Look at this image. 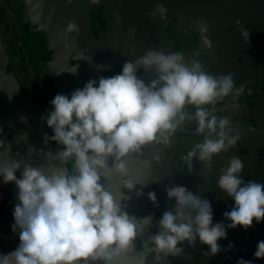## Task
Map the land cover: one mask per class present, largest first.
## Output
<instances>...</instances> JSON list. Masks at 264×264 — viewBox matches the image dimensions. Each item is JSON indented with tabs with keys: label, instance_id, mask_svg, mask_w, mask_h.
<instances>
[{
	"label": "clouds",
	"instance_id": "obj_1",
	"mask_svg": "<svg viewBox=\"0 0 264 264\" xmlns=\"http://www.w3.org/2000/svg\"><path fill=\"white\" fill-rule=\"evenodd\" d=\"M153 14L166 19L167 9L158 3ZM193 26L201 33L204 46L212 48L205 35L210 31L208 23L198 18ZM67 30L78 31V27L70 22ZM141 69L152 75L147 83L138 78ZM243 92L244 86L236 87L232 73L214 76L196 60L186 64L178 52L150 49L134 61H126L116 75L91 79L70 96L58 93L51 110L42 117L54 133L44 135V147L54 142L58 146L55 151L29 144L27 156L13 154L12 144L0 139L4 149L0 151V177L18 188L12 228L19 230L20 240L14 251L0 254V264H119L154 222L153 215L138 218L126 211L125 202L132 196L123 190L139 198L149 181H155L133 178L129 158L142 153L147 145H169L186 121H195L196 132L204 139L183 160L189 173L194 171V159L206 168L214 155L240 139L230 135L231 120L217 116L216 106L228 97L237 100ZM187 106H193L194 113L186 111ZM20 120L27 123L24 116ZM15 140L27 143L28 134L21 133ZM34 156L42 157V162H31ZM154 159L159 162L161 157ZM242 169L241 160L233 157L218 180L219 187L235 202L224 213L230 221L227 225L213 223L209 200L170 184L166 193L175 200L174 207L162 214L158 232L142 240L139 264L153 253L157 264L179 255L183 251L179 246L185 241L195 245L199 240L209 248L204 255L215 256L234 247L230 243L228 249H222L218 243L227 237V228L242 226L247 230L254 220L264 221V183L245 182L239 175ZM17 171H21L20 178ZM114 176L120 178L115 191L108 186ZM148 198L157 203L154 191ZM254 257L264 259V241L258 242ZM237 264L252 261L240 259Z\"/></svg>",
	"mask_w": 264,
	"mask_h": 264
},
{
	"label": "flooded vegetation",
	"instance_id": "obj_2",
	"mask_svg": "<svg viewBox=\"0 0 264 264\" xmlns=\"http://www.w3.org/2000/svg\"><path fill=\"white\" fill-rule=\"evenodd\" d=\"M0 1V35L9 58L8 68L18 79L24 95L33 101L36 114L41 120L51 110V101L58 93L70 96L74 90L83 88L91 79L98 80L101 76L116 75L122 71L126 61H134L150 49L163 51L166 54L178 52L184 59H187L186 54H191L194 60L201 63L211 75H214L212 71L218 75V71L213 66L231 69L236 87L243 85L246 91L252 88L251 83L248 84L247 80L241 82V77L235 74L236 70H240V64L251 62H257L259 66L263 59L261 57H264L262 53L264 37L262 39L261 36L259 38L256 36L261 29H264V25L261 28L251 22L257 17L264 16L262 12L264 0H238L237 6L236 0H72L71 4L68 0H59L60 17L50 18L47 26L40 29L28 26L25 21L26 7L20 0ZM214 2L220 4L215 7ZM158 3H163L167 9L166 19L153 14ZM198 18L208 23L210 31L205 35L211 40L212 48L204 46L201 33L193 26ZM70 22L77 25L78 31L67 30ZM222 26L225 28H221ZM252 28L256 30L251 35ZM114 39L119 42L116 43ZM254 56L257 57L256 60ZM207 61L214 62L212 68L207 69ZM101 65L105 67H98ZM76 70L77 73L73 74L72 72ZM137 75L145 82L147 78L152 79V75L144 73L142 69ZM237 100L232 101L231 97L225 98L223 102L217 104L215 113L217 116L221 114L220 117L227 116L231 120L230 135L233 136L249 131L237 130L235 129L237 126L250 125L237 123L233 118L235 107L232 105L236 104ZM186 111L194 113L195 109L193 106H187ZM43 123L48 134L53 135V130L45 122ZM183 128L196 131V122L186 121L172 135L169 145H159L169 152L165 157L171 160L167 168L164 165L163 168L161 167V159L158 164L155 163L156 161L153 162L158 150L155 145L145 146L142 153L133 154V158L128 161L133 164L141 162L145 165L146 161H150L153 168L149 164L146 167L161 170L164 175L160 178L155 176L150 178L141 176L145 175V172L130 170L133 178L141 180L148 178L155 181H149L148 186L143 188L144 195L139 198L135 193H128L127 189L123 190L132 196L130 201L125 202L128 204L126 211L138 218L155 213L153 226L142 238L136 240V249L122 256L129 264H139L142 259V240H147L148 235L155 234L159 230L157 222L163 213L160 214L156 210L165 206L163 199L167 196L166 188L170 184L176 186L175 182L181 176L198 175L199 168L205 171V164L199 161L195 170L188 173L183 156L197 143L202 142L204 137L197 133L184 132ZM53 144L58 147L54 142ZM140 156H145L144 160H133ZM220 157V154L214 155L215 161L211 164L210 176ZM170 166L173 172H169ZM209 168L210 165H207L206 173ZM132 173H136V176ZM202 175V177L206 176ZM161 179L164 181L162 182ZM111 181L116 188L112 186L109 188L115 191L120 186V178L114 176ZM184 187L195 195L200 194V191L187 187L186 184ZM140 188L141 186L137 185V189ZM211 188L213 187H210V191ZM153 191L156 193L157 203H153L148 198V193ZM205 199L210 201L209 196ZM17 200L16 198V203ZM10 201L12 200L7 198L0 200V211L12 207L13 203ZM171 201L175 203V200ZM7 212L8 210L0 214L1 218L6 214L11 222L0 221V254L14 251L20 243L19 230L14 232L12 228L15 220L9 218ZM155 214L158 215V219L155 218ZM199 244H201L199 240L195 245H189L185 241L179 246L183 248L179 255H170L162 259L159 264L196 263L201 247ZM144 264H157L155 253L148 255Z\"/></svg>",
	"mask_w": 264,
	"mask_h": 264
},
{
	"label": "rangeland",
	"instance_id": "obj_3",
	"mask_svg": "<svg viewBox=\"0 0 264 264\" xmlns=\"http://www.w3.org/2000/svg\"><path fill=\"white\" fill-rule=\"evenodd\" d=\"M91 1V0H90ZM217 6L220 2H214ZM238 0H236V6H237ZM209 6V5H208ZM255 6V5H253ZM211 7V6H210ZM264 18V16H263ZM249 31V29L247 28ZM253 30V28H252ZM251 30V31H252ZM250 31V32H251ZM114 41L118 43V40ZM262 56V55H260ZM186 58L184 59L185 63H191V61L194 60L193 56L191 54H186ZM257 57L254 56V59L256 60ZM263 58V59H262ZM262 62L259 63V66L257 62H251L246 63L244 65L240 64V70H236L235 74L240 76V81L247 80L248 84L251 83V89L248 91L244 90L243 94L238 98L236 105L238 107L234 108V117L237 121V123L240 124H250L252 126H258V127H264V57H261ZM236 62V61H235ZM214 65V62L207 61V69L212 68ZM252 65V66H251ZM258 66V68H257ZM255 67V68H254ZM213 68L218 71V75L228 74L231 73V69H227L224 67H218L213 66ZM254 68V69H253ZM113 71V70H112ZM110 71V72H112ZM214 72V76H216V72ZM150 81L147 78L146 83ZM238 84V83H237ZM28 97V96H27ZM29 98V97H28ZM222 116L219 114V117ZM44 128L47 132L46 125L44 124ZM246 133V134H244ZM243 134V135H242ZM49 135V134H48ZM192 135V134H189ZM235 136H241L240 139L237 141V143L228 149L227 151L219 153L221 157L219 160L216 161L214 169L212 171V176H210V173H206L207 167L202 170V168H199L197 172L198 175H184L181 176L178 180H176L175 184L176 186H184L186 184L187 187L195 188L196 190L200 191V194L197 196H200L203 192L207 193L204 196H200L201 198L208 197L210 192V187H216L218 188V195L214 198L210 195V202L213 209V223L217 222H224L225 225L230 223L224 216L225 212L230 211L234 207V200L230 198L226 192H224L218 184V180L220 175L222 174L223 170L229 166V162L233 157H238L242 164L243 169L241 173H239L241 179L244 181L247 179V176L250 174L251 171L248 169H252V167H255V164H259V167L264 164V136L257 134L254 131H243L241 134H234ZM175 136V135H174ZM240 141V142H239ZM53 143V142H52ZM54 145V144H53ZM55 146V145H54ZM158 149L156 152V155H160L161 157V167L164 165L168 166L170 165L171 160L168 158L165 159V157L168 156L169 152H166L164 148H161L159 145H155ZM173 151L175 150L174 147L172 148ZM250 155V156H249ZM133 156V155H132ZM131 156V157H132ZM129 158V161L133 158ZM145 156L136 157L133 160H144ZM156 160H153L155 162ZM214 160V156L212 157L211 162L208 164L210 165ZM199 162V160L194 159L193 160V166L195 170V164ZM129 171L132 169L135 172H138L139 170L142 172H145V177H153L156 178L163 177L161 170L151 168H147V164H142L141 162L138 164H133V162H128ZM151 165V164H150ZM153 168V165H151ZM163 168V167H162ZM170 172H173L172 166L169 167ZM189 173V172H188ZM205 174V177H202V174ZM134 176H136V173H132ZM163 182L164 180L161 179ZM218 185V187H217ZM108 186H112L116 188L115 184L111 181ZM165 206L163 209H157L156 212L162 214L167 210H170L174 207V202H172L168 196H166L163 199ZM160 211V212H159ZM155 213V212H154ZM154 213H151L153 215ZM157 213V214H158ZM155 214V218L158 219V215ZM227 237L225 239H221L218 242L224 241V240H232L237 243L238 248L237 249H231V250H225L222 251V255L225 256H232L234 259V262L231 264H237V262L240 259L252 261V264H254L256 258L254 257V252L257 250V244L260 241H264V223L263 224H255L253 222V226L247 230H245L242 226H238L236 228H227ZM243 243H242V242ZM201 247L199 248V252L197 254L196 263L193 264H230V262H227L224 256L220 255L221 258L219 260V254L215 256H205L204 253L209 251V248L207 245L199 244ZM221 246L223 249H226L223 246V242H221ZM236 246V245H235ZM245 249L246 251H242ZM235 254V255H234ZM136 256L138 254H135ZM260 262H257L256 264H264V259H259ZM119 264H129L127 259H123V257L120 258Z\"/></svg>",
	"mask_w": 264,
	"mask_h": 264
},
{
	"label": "water",
	"instance_id": "obj_4",
	"mask_svg": "<svg viewBox=\"0 0 264 264\" xmlns=\"http://www.w3.org/2000/svg\"><path fill=\"white\" fill-rule=\"evenodd\" d=\"M20 1L25 4V21L29 27L40 29L47 26V23L50 21V18H55L54 16H56L58 19L60 17L61 10L58 6L59 0ZM254 21H259V19L251 20V22ZM262 22H264V18H262L261 23ZM221 28H225V26H222ZM255 30L256 28H253V30L251 31V35L254 33ZM8 61V54L6 52L5 46L0 35V128L3 129V134L0 135V139H4L12 144L13 154H15L16 152H20L21 154L27 156L29 144L35 146L37 149L44 148L45 151H55L57 148L53 145L52 142L48 144L47 148L44 147L43 138L46 134L44 123L36 114L33 101L24 95L18 79L16 78L13 72L9 71ZM9 96H12L11 100L9 99ZM21 116L27 118V123H23L20 120ZM235 129L255 131L264 135L263 127L246 125L237 126ZM182 130L187 133H197L195 130L192 131L185 128H183ZM21 133L28 134L27 143H16L15 138ZM2 150L4 149L0 148V151ZM42 159L43 158L40 156H34L31 162L39 164L42 162ZM155 163L158 164L157 162ZM198 163L199 162H197L195 165L197 166ZM211 164L210 168L208 169V173H211ZM16 175L18 178H20L21 171H17ZM17 194L18 188L15 183L5 184L3 182V178L0 177V200H5L7 198L12 200L10 201V203H13L12 207L7 208L8 216H10L9 218H14L13 213L15 204L19 202L17 200L16 203ZM206 194L207 193L203 192L200 196H204ZM5 211H0V214H4ZM5 215H2V218L0 217V221H8V223H11L10 220L7 218V215ZM191 249H193V247Z\"/></svg>",
	"mask_w": 264,
	"mask_h": 264
},
{
	"label": "trees",
	"instance_id": "obj_5",
	"mask_svg": "<svg viewBox=\"0 0 264 264\" xmlns=\"http://www.w3.org/2000/svg\"><path fill=\"white\" fill-rule=\"evenodd\" d=\"M263 17H257L256 19H259V21H254V24H258L259 26H261V28L263 27L264 25V22L261 23V20H262ZM255 19V20H256ZM258 38L261 36V38L263 39L264 37V29H261L260 32H258V34L256 35ZM264 54V52H262ZM9 69V68H8ZM10 71V70H9ZM261 135V134H260ZM250 156V155H249ZM250 172V174L247 176V179L245 180V182H248V181H256V182H259V183H264V164L262 166L259 167V164H255V167L252 169H248ZM215 186V185H214ZM211 188V191L209 192V197L210 195L214 198L215 196L218 195V188L214 187ZM218 187V185H217ZM230 222V221H229ZM255 224H263L264 221H261L259 223H257L255 220L253 221ZM223 242V246L228 249V245L231 243V244H234V247L232 248L233 249H237L238 246H237V243L235 241H232V240H224V241H221ZM221 242H218L219 245L221 246ZM242 242V241H241ZM243 243V242H242ZM236 245V246H235ZM221 248L223 249V247L221 246ZM242 251H246L245 249H243ZM219 256L222 255V251L220 253H218ZM235 255V254H234ZM225 257V259L227 260V262H230L233 263L234 262V259L232 258V256L228 255V256H225V255H222ZM221 256L219 257V260H220ZM257 262H260L259 259H256L254 264H256Z\"/></svg>",
	"mask_w": 264,
	"mask_h": 264
},
{
	"label": "crops",
	"instance_id": "obj_6",
	"mask_svg": "<svg viewBox=\"0 0 264 264\" xmlns=\"http://www.w3.org/2000/svg\"><path fill=\"white\" fill-rule=\"evenodd\" d=\"M210 57V56H209Z\"/></svg>",
	"mask_w": 264,
	"mask_h": 264
}]
</instances>
